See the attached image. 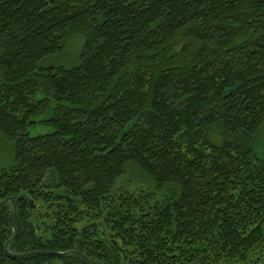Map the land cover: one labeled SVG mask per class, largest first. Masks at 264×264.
<instances>
[{
    "label": "trees",
    "instance_id": "1",
    "mask_svg": "<svg viewBox=\"0 0 264 264\" xmlns=\"http://www.w3.org/2000/svg\"><path fill=\"white\" fill-rule=\"evenodd\" d=\"M0 134V264H262L264 0H0Z\"/></svg>",
    "mask_w": 264,
    "mask_h": 264
},
{
    "label": "rangeland",
    "instance_id": "2",
    "mask_svg": "<svg viewBox=\"0 0 264 264\" xmlns=\"http://www.w3.org/2000/svg\"><path fill=\"white\" fill-rule=\"evenodd\" d=\"M39 130L46 131V129H32L31 133L36 134L37 132H39ZM12 162H13L12 146L8 142V140L2 134H0V169H2L5 166H8ZM129 172L122 182H125L127 180L131 181L132 179L133 180L141 179L142 181L146 180L145 177L140 173V171L134 166H131L129 168Z\"/></svg>",
    "mask_w": 264,
    "mask_h": 264
},
{
    "label": "flooded vegetation",
    "instance_id": "3",
    "mask_svg": "<svg viewBox=\"0 0 264 264\" xmlns=\"http://www.w3.org/2000/svg\"><path fill=\"white\" fill-rule=\"evenodd\" d=\"M15 199V198H14ZM10 200H11V198H10ZM16 200V199H15ZM12 201V200H11ZM16 202H17V200H16ZM14 205V204H13ZM30 205H31V207L32 208H34L35 206H34V202L32 201V200H30ZM18 206V205H17ZM92 225V224H95V225H93V226H95V227H97V228H100L101 229V231L100 232H98L97 233V240L98 241H100L101 242V240L103 239V238H105L106 236L104 235L105 234V232H106V228H107V226H106V223H105V220L104 219H102V220H100V219H98V220H93V221H91L88 225ZM47 228H48V226H46ZM113 240V243L117 246V248L119 249V250H121V253H123V254H125V252H124V249H122L118 244H117V241L115 240V239H112ZM184 243H183V245L185 244H188L189 243V241H188V239L187 238H185V240L183 241ZM32 252H36V251H32ZM29 253V252H28ZM81 253V252H80ZM128 253H130V251H128ZM83 254V253H82ZM85 255V254H84ZM86 256V255H85ZM88 258V257H87ZM89 259V258H88ZM90 260V259H89ZM91 261V260H90ZM97 260H95V262H96ZM88 262V261H87ZM92 262V264H93V262L94 261H91ZM98 262V261H97ZM101 263V262H100ZM89 264V263H88ZM102 264V263H101ZM262 264H264V262H262Z\"/></svg>",
    "mask_w": 264,
    "mask_h": 264
},
{
    "label": "water",
    "instance_id": "4",
    "mask_svg": "<svg viewBox=\"0 0 264 264\" xmlns=\"http://www.w3.org/2000/svg\"><path fill=\"white\" fill-rule=\"evenodd\" d=\"M13 204H14V221H13V225H14V230H15V235H14V238L17 236L18 234V231H17V228H16V225H17V212H18V206H17V202L14 198H11ZM6 200L2 201L0 203V207L1 205L5 202ZM92 225H95V224H92ZM88 226H91L88 225ZM6 250L8 252V254L11 256V257H20V256H29V255H34V254H38V253H42V252H29V253H24V254H13L12 252H10L9 250V242L6 244ZM71 252V251H70ZM73 252H78V251H73ZM68 252H58L57 254L58 255H64V254H67ZM82 254V253H81ZM83 257L88 261L89 264H92V262L87 258V256H85L84 254H82ZM96 264H101L100 262H95Z\"/></svg>",
    "mask_w": 264,
    "mask_h": 264
}]
</instances>
